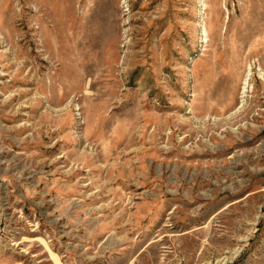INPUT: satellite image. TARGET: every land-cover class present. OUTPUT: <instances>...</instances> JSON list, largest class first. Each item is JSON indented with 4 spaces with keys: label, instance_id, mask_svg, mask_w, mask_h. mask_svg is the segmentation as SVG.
I'll use <instances>...</instances> for the list:
<instances>
[{
    "label": "rangeland",
    "instance_id": "374dc122",
    "mask_svg": "<svg viewBox=\"0 0 264 264\" xmlns=\"http://www.w3.org/2000/svg\"><path fill=\"white\" fill-rule=\"evenodd\" d=\"M0 264H264V0H0Z\"/></svg>",
    "mask_w": 264,
    "mask_h": 264
}]
</instances>
